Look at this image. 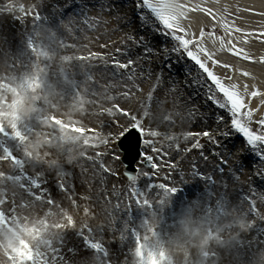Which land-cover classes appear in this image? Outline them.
<instances>
[{"label": "rangeland", "instance_id": "1", "mask_svg": "<svg viewBox=\"0 0 264 264\" xmlns=\"http://www.w3.org/2000/svg\"><path fill=\"white\" fill-rule=\"evenodd\" d=\"M45 0L46 6L37 8L35 5L38 0H15L17 7L20 5L27 6L30 9V14L25 16L24 13H8L5 18H1L0 14V77L7 75L8 71L22 73L26 68L20 63L16 57L24 53V42L28 38L29 27L32 20V15L39 12L42 16L48 18V25L53 29L57 28L62 20L63 9L76 0ZM89 1V0H87ZM7 0H0V5H3ZM95 5H98L95 3ZM130 3L126 5V12L133 17L132 12L140 11L141 23L136 21L132 27L130 34L135 37H128L126 32L119 30V24L116 21H108L112 16L110 9L102 8L101 6L89 7L81 5L75 13L70 16L74 20V27L71 34L60 28L58 33L59 39L69 47H62L59 51L64 55L74 56H91V53H97L100 58H91L87 61H73L76 67L70 68L67 72L58 73L57 65L60 63L57 60L52 68L48 69L49 83L57 93L61 96L56 98V103L59 107L56 109L44 107L40 112L35 114L34 119L30 122L33 132L30 134V139L39 138L42 143L36 150L40 156V162L37 163L28 157L24 156L22 146L18 142L5 140L0 138V144L7 143L13 149L14 155L18 159L24 161L23 169L12 165L10 161L0 160V172L5 175L19 176V181H4L0 182V198L7 199L9 204L15 201L17 204L29 203L31 206L22 215L31 213L33 217L42 215L43 212H56V207L49 206L34 200V197L26 191L29 187L28 181L37 179L42 184L41 190L32 191L44 195L45 201L52 198L57 207L62 206L68 214L72 215L77 221V227L80 226V221L86 219L87 223L93 229L90 233L96 239H101L103 247L111 254L114 264H126L134 260L130 255V249L134 245V240L130 233H125L128 237L125 241H121V229L125 222H128V227H135L140 231L141 236L145 234L144 229L140 228L142 219L145 218V209L136 204V198L130 195V190H138L158 208V215L151 218L156 231L166 240L177 236L180 231V220L183 218L186 210L193 204H202L204 207L209 205L215 207L217 198H223L226 204L231 205L234 209L237 208L244 197L251 198L249 189L256 193L264 192L262 187L258 188L252 177L250 169L247 166L240 167L238 162L244 161L240 154L236 153V148L240 144L238 135L229 131V127L225 126L227 115L222 117V111H217L207 114L208 118L214 124V129L199 128L195 125L194 116L197 110L191 111V108L185 102L184 96L174 90H166L163 79L162 86L157 90V93L152 99L148 98L149 89L155 85V80L162 75H152L151 78L146 76L140 70V66L147 57L145 51V43L149 41V37H166L165 30L162 26L158 27L153 20H147L145 13L138 7ZM16 7V8H17ZM123 7V6H121ZM27 9V10H29ZM87 9V10H84ZM20 16L22 19H17ZM68 18V19H69ZM141 28V29H140ZM142 30V31H141ZM141 32V33H140ZM208 33L207 31L205 34ZM213 38V37H212ZM39 43V41H37ZM167 49L170 51V56L174 52L176 58L174 61L178 64L185 65V73L183 78L190 80L191 84L203 82L202 77L197 76L198 69L193 65L188 67L193 62L188 61L186 56L179 51L172 50V42L169 40ZM159 50L157 62H160V54L165 50ZM149 52V49H147ZM132 52L135 55H132ZM133 61L127 71L122 72V69H112L117 62L128 63ZM27 63V61H25ZM15 64V67H13ZM81 65L83 67H81ZM171 65V64H170ZM44 66L43 64L41 65ZM171 67H173L171 65ZM182 68V67H181ZM7 69V71H6ZM116 73L120 76L116 77ZM160 73H165L164 71ZM133 75V80H128V76ZM206 92V96L211 95L207 91L206 86L198 85L196 97ZM76 92L82 94L86 103L82 110L73 111L71 105L74 103L73 96ZM129 92V96L125 98L122 93ZM220 98V97H218ZM198 99V98H197ZM159 101L161 107L156 112V122L151 126L152 130L159 132L157 137L152 139L155 141V146L160 149L159 152H151L145 148L144 152L153 157L152 163L157 167L145 168L141 165V172L138 178L129 183L123 178L122 165L120 159H115L118 154L116 143H110L106 147L101 145L99 148H84L82 145L76 146H57L55 142L52 144L46 141L51 140L58 135V126L43 123L46 116H55L57 119L63 120L65 123L72 122L76 126L91 128L96 131L97 137H105L114 134V130L118 125L122 124L125 118L122 114L115 110V106L127 109L147 107L151 109ZM199 101V99L197 100ZM221 102L223 99L221 98ZM199 104V102H198ZM197 104V109L202 108ZM113 108L111 115L106 109ZM226 112V110H223ZM219 126L218 127H216ZM255 127V125H253ZM208 131L214 133L212 139L205 137L202 133ZM191 133V135H190ZM227 133V135H225ZM215 135H219L218 140ZM232 137L233 140H231ZM224 139L230 140L229 144L225 145L228 149L234 151V156H231L230 164L224 165L223 171H218V161L220 152L226 149L222 146ZM98 141L93 140L92 143ZM199 143L200 147L194 145ZM74 147L77 151L83 150L84 157H79L72 162H69L70 155H76V152H68V148ZM96 151L105 153L103 160L106 166L110 167L111 176L104 174L98 169L95 164L87 157L95 155ZM229 153V151H227ZM224 151L227 157L229 154ZM0 149V156H2ZM50 161H55L58 168L50 167ZM231 169V171H230ZM239 169V171H237ZM144 173L148 175L145 176ZM211 177V180L205 181L202 177ZM20 184L25 187L21 188ZM65 185L69 190L62 191L60 185ZM159 184H164L166 187L177 188L175 196L171 197L168 202L160 207L156 193L160 192ZM258 184V183H257ZM157 186L152 190L151 186ZM46 194V195H45ZM144 197L141 196L142 200ZM75 201V204L72 203ZM117 205H119L117 207ZM89 209L88 217H84V209ZM246 210V209H245ZM152 209L148 210L150 213ZM201 215L197 208L196 216ZM150 219V217H148ZM51 219H61L62 217L53 216ZM254 221L255 226L239 233V238L234 245L217 246V257L220 264H264V261H258V255L264 253V220L256 219L254 216H249V222ZM228 221H225L227 223ZM101 228L103 231L101 232ZM215 228V225H213ZM65 238L60 246V257L67 262L73 256L74 248H81L87 251L83 246V239L78 237L73 229L64 230ZM87 234V229H85ZM235 234V233H234ZM151 237V234L148 233ZM229 233L224 232V239L227 241ZM176 254L177 264H181L183 260V246L172 249ZM192 255H197V250H192ZM103 258L102 253H98L95 259Z\"/></svg>", "mask_w": 264, "mask_h": 264}, {"label": "snow or ice", "instance_id": "2", "mask_svg": "<svg viewBox=\"0 0 264 264\" xmlns=\"http://www.w3.org/2000/svg\"><path fill=\"white\" fill-rule=\"evenodd\" d=\"M35 6L43 8L46 6V2L45 0H38ZM16 7L15 0H7L5 4L0 5V14L4 12L14 13ZM101 7L103 8V4ZM137 7L145 13V17L152 19L158 27L162 26L172 42L173 51H179L186 56L188 61L193 62V66L198 69L197 76L203 78L204 83L207 85V91L211 93L208 99L222 110V117L227 115L225 126L229 127L230 122L229 131L233 132L234 130V134L240 138L236 153H252L261 165L257 168V172L264 178V115L254 119L255 112L246 99L248 86L245 85V92L242 93L235 84H226L225 80L231 79V73L225 72L224 78H221L212 70V66L219 65L224 68H231V66L227 63L221 65L215 59L214 54L203 46V31L200 33L201 38L196 39L183 23L189 12H205L213 20H216L215 13L210 8L204 9L199 5L188 6L176 2V0H137ZM19 11L23 12L25 16L30 14L29 10H26L22 5L19 6ZM16 18L22 19L20 16ZM32 20L33 33L28 34V38L24 42V53L21 54L25 59L22 60L20 56L16 57L26 68V71L22 73L8 71L7 75L0 77V138L18 142L22 146L24 156L39 163L40 156L36 150L40 147L42 141L39 138L30 139V134L33 132L30 122L42 108H58L56 98L58 96L62 97V94L57 93L53 85L49 83L48 69L52 68L53 64L59 60L58 73H64L70 68L76 67L73 61H87L91 58L100 57L97 53H91V56H74L64 55L59 51L62 47H69L59 39L58 33L60 28H63L65 32L71 34L74 27L72 18L66 21L62 20L55 29L48 25V18L42 16L39 12L32 15ZM224 27L228 30L227 21L224 22ZM231 31L240 32L241 29L233 27ZM210 34L214 35V33ZM244 34L246 36L259 35L264 37V32ZM145 51L148 55H151L147 51V46H145ZM231 54L245 61H251L252 59L244 53L243 49L237 48L235 45L232 46ZM132 63L134 62H117L115 67L126 69L130 68ZM260 63L264 64V57L260 58ZM13 67H15V64H13ZM81 67L83 66L81 65ZM248 74L247 71L242 72L244 76H248ZM151 76L152 74H149V78ZM128 80H133V75H129ZM162 84L163 77L156 78L155 85L149 89V99L153 98ZM122 95L127 98L129 92H123ZM81 96L80 92L74 94V103L71 105L73 111L82 110L83 105L86 103ZM257 96H264V93L258 89L251 91L252 98ZM221 98L225 102H221ZM160 107L159 101L151 109L147 107L124 109L114 105L115 110L120 112L125 120L117 126L114 134L108 138L85 137L86 129L84 127L76 126L72 122L65 123L55 116H46L43 123H50L54 127L58 126V135L46 142L49 144L55 142L57 146H76L79 144L84 148H99L101 145L106 147L113 142L117 143V146H122L124 140L135 134L137 149H140V145L143 144L151 152H159L160 149L155 146V141L152 139L157 137L159 132L152 130L151 126L156 122V112ZM261 109H264V101L261 102ZM261 109L256 111L258 112ZM223 110H226V112ZM106 111L111 115L113 108H108ZM202 134L209 137V139L214 136V133L208 131H204ZM93 140L98 142L92 143ZM194 147L199 148V143L197 142ZM0 149L3 153L0 160L10 161L12 165L23 169L24 161L14 155L10 145L7 143L0 144ZM67 150L70 153L76 152V155L69 156V162L75 160L77 156H85L83 150L77 151L74 147ZM226 150L222 149L219 154V168L217 170L221 172L224 165L230 164L231 150H227L230 153L227 157L224 155ZM104 155L105 153L96 151L95 155L87 158L102 173L109 174L112 170L106 166V162L103 160ZM136 157H143L144 161L148 162L153 169L157 167L155 163H152L153 157L143 150H138ZM115 159H121V157L117 154ZM47 163L50 167H59L55 161ZM240 166L241 168L244 167L241 159ZM133 172H135V169ZM144 175L147 176L148 174L144 173ZM202 178L206 182L211 180V177L207 176ZM129 179H134V177H129ZM19 180L18 175H5L4 172H0V182ZM28 185L29 187L25 190L34 197L35 201L42 204L46 202L47 205L56 207V212L47 211L35 217L31 213L22 215V212L30 208L29 203L17 204L13 201L12 204H9L7 199L0 198V264H114L112 254L103 247L102 242H98L101 239L98 240L90 235L93 229L86 219L80 221L78 228L77 221L62 206L57 207L52 198L45 201L44 195L32 191L33 189H42L43 186L39 180L35 178L29 180ZM20 187L24 188L25 185L20 184ZM60 187L62 191L67 192L69 190L63 184ZM151 187L154 191L157 186L153 185ZM158 188L160 192L156 195L160 207H163L178 191L175 186L166 187L164 184H159ZM249 193L251 198L244 197L235 209L226 204L223 198H217L215 207L211 205L204 207L199 203L193 204L186 210L180 220V233L166 240L158 234L156 227L151 222V218L158 215L156 205L150 202L144 193L131 189L130 195L136 198L135 202L139 207L145 209L146 216L139 226L144 229L145 234L143 236L135 227L130 229L128 222H125L124 227L121 229V241L128 239L125 233H130L131 238L134 240V245L130 249V255L134 257V260L130 264H177L176 254L173 253L172 249L180 246L184 248L181 264H220V261L216 259L218 254L213 244L217 246L234 245L239 238V233L248 231L255 226L254 221L249 222V216L264 220V192L256 193L249 189ZM141 196L144 197L142 200L140 199ZM72 203L75 204V201H72ZM197 208L201 213L199 217L196 216ZM149 209H152L150 213H148ZM54 215L62 217L63 221L61 219L50 220V217ZM88 215L89 209L85 208L84 217L86 218ZM225 221L228 222L225 223ZM213 225H215V228H213ZM69 228L73 229V232L83 239V246L87 251L74 248L72 250L73 256L65 262V260L57 259V257H60V246L65 238L66 233L64 230ZM85 229H87V234ZM100 231L102 232L103 229L101 228ZM226 231L229 233L227 241L224 239V232ZM148 233L151 234V237ZM193 233H202V235L199 238H193ZM194 248L197 250L195 257L192 255ZM98 253L103 254V258L100 260L95 259ZM257 260L264 261V253L258 255ZM126 264H129V262H126Z\"/></svg>", "mask_w": 264, "mask_h": 264}, {"label": "bare ground", "instance_id": "3", "mask_svg": "<svg viewBox=\"0 0 264 264\" xmlns=\"http://www.w3.org/2000/svg\"><path fill=\"white\" fill-rule=\"evenodd\" d=\"M56 2V0H51ZM96 2V0H93ZM131 1V0H128ZM98 2L106 8L111 10V17L108 21H118L119 30L121 32L128 30L126 35L128 37H135L129 33L134 25L132 20L126 12V7L119 9L113 6L117 0H98ZM176 2L186 4L188 6L199 5L204 9H211L215 13L216 20L211 16H207L205 12H189L183 23L188 27L190 33L196 38L200 39V33H218L219 39L212 37H203V46L209 52L213 53L215 59L220 64L227 63L231 68H224L222 66H212V70L216 72L221 78H224L225 72L231 73V79H226L225 83L228 85L235 84L239 91L245 92V85L247 89V103L253 108L255 112L254 119L264 115V109H261V102L264 101V96L251 97V91L259 90L264 93V64L260 63V58L264 57V37L259 35L246 36L244 33H260L264 32V0H176ZM59 3L61 1L59 0ZM228 23V30L224 27V22ZM233 27L241 29L240 32H232ZM220 30V32H219ZM231 33V34H230ZM149 49L151 55H147L146 59L140 66V70L146 76L149 74L161 75L157 62L158 51L167 47L161 46L156 41L152 40L144 44ZM244 50L252 59L251 61L242 60L239 57L231 54L232 46ZM134 56L135 53L132 52ZM175 58L174 52L171 54ZM208 62V61H206ZM211 66V65H210ZM184 68V67H183ZM243 71H247L248 76L242 75ZM152 77V76H151ZM165 82L166 90H174L180 95H183V90L179 86V77L162 74ZM198 85L206 86L203 82H198ZM185 93V92H184ZM185 102L191 111L197 110L194 116L195 125L199 128L214 129V124L207 114L209 112H202L197 109V104L191 102L184 96ZM261 109L260 111H256ZM207 113V114H206ZM233 153V152H232Z\"/></svg>", "mask_w": 264, "mask_h": 264}, {"label": "clouds", "instance_id": "4", "mask_svg": "<svg viewBox=\"0 0 264 264\" xmlns=\"http://www.w3.org/2000/svg\"><path fill=\"white\" fill-rule=\"evenodd\" d=\"M202 235V233H193V238H199Z\"/></svg>", "mask_w": 264, "mask_h": 264}]
</instances>
